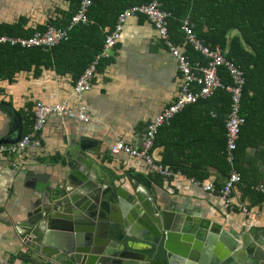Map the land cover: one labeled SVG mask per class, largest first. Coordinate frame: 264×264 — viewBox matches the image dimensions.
Masks as SVG:
<instances>
[{
	"label": "crops",
	"instance_id": "obj_1",
	"mask_svg": "<svg viewBox=\"0 0 264 264\" xmlns=\"http://www.w3.org/2000/svg\"><path fill=\"white\" fill-rule=\"evenodd\" d=\"M72 1L0 0V35H7L5 31L10 29L24 33L47 25L62 27L67 12L73 9ZM112 28L102 26L97 35L105 38ZM63 42L66 45L56 46L48 65L33 55L27 62L16 58L10 67L0 66V134L16 130L21 136L28 134L36 102L66 104L73 111L83 106L91 117V122L84 123L51 114L35 144L19 153L0 154V264H24L18 256L25 250L19 234L35 185L74 179L78 172L71 165V157H78L81 144L87 155L109 165L115 173L122 171L121 177L130 190L141 185L161 201L162 207L218 221L245 232L253 243L254 238H264V195L254 188L264 183V140L244 151L237 170L241 182L232 193V208L218 193L205 191L190 181L193 178L219 188L228 175L227 169L222 171L214 164L223 148L227 119L215 117L214 106L190 104L159 128L152 154L162 164L181 168L183 172L176 177L153 173L138 158L111 153L116 142L139 149L148 124L175 100L180 88L176 60L146 17L129 18L105 57H97L100 50L89 61L92 44L71 38L70 34ZM174 43L185 49L188 44L183 32L182 39ZM7 59L0 56V63L7 64ZM93 61L96 65L90 88L82 94L74 93L76 78ZM111 161L120 169L109 164ZM242 208H247V215Z\"/></svg>",
	"mask_w": 264,
	"mask_h": 264
},
{
	"label": "water",
	"instance_id": "obj_2",
	"mask_svg": "<svg viewBox=\"0 0 264 264\" xmlns=\"http://www.w3.org/2000/svg\"><path fill=\"white\" fill-rule=\"evenodd\" d=\"M235 36L250 52L237 28L229 41ZM1 133L0 144L21 136ZM79 148L71 157L74 179L35 185L19 234L21 253L33 264H264V238L253 243L218 221L162 207L141 185L130 190L122 171Z\"/></svg>",
	"mask_w": 264,
	"mask_h": 264
},
{
	"label": "built area",
	"instance_id": "obj_3",
	"mask_svg": "<svg viewBox=\"0 0 264 264\" xmlns=\"http://www.w3.org/2000/svg\"><path fill=\"white\" fill-rule=\"evenodd\" d=\"M92 0H79L78 6L71 15L68 23L62 27L47 26L44 31H34L28 37L0 35V44L17 46L23 49L41 48L49 50L69 37L70 31L78 25H88L91 23L89 18V9ZM137 15H142L155 28L160 40L168 48L171 56L176 60L180 73V88L175 100L165 107L148 124L145 132V139L142 146L133 148L131 145L123 142H116L111 146V153H122L127 156L142 160L147 168L163 177H176L180 175L179 171H174L158 161L152 154V148L159 128L164 124H169L172 118L184 110L188 105L194 104L199 100L211 97L214 92L223 88L230 95V109L225 122V155L229 166L227 178L219 188L212 183L196 181L193 178L190 181L200 185L203 190L212 193H218L224 202L233 207L232 193L237 184L241 182V175L234 164V151L236 150L237 140L241 126L245 123L244 116L241 114V98L244 86L243 71L231 60L224 56L223 50L215 46L213 48L204 44L193 32V25L189 19H184L180 27L184 34L186 43L193 51L199 53L206 59V64L201 66L199 63H193L182 51L180 46L176 45L169 35V19L171 13L163 10L157 0L149 3L132 5L122 10L118 16L113 28L105 35L101 52L98 58L107 56L106 51L111 49L121 36L125 22ZM96 61H93L75 80L74 93L82 94L90 88V82L95 71ZM223 68L231 83L222 85L218 76V70ZM51 114H60L80 122H91V117L86 112L85 107L81 106L77 110H70L66 104L48 105L42 102H36L34 107V119L31 131L20 137L13 144H0V154L11 155L19 153L29 146L35 144L38 132L42 129L46 119ZM259 193L264 195V183H259L255 187ZM244 214H248L247 208H242Z\"/></svg>",
	"mask_w": 264,
	"mask_h": 264
},
{
	"label": "trees",
	"instance_id": "obj_4",
	"mask_svg": "<svg viewBox=\"0 0 264 264\" xmlns=\"http://www.w3.org/2000/svg\"><path fill=\"white\" fill-rule=\"evenodd\" d=\"M152 0H92L89 9V17L93 24L78 25L70 32L71 38H81L91 43L94 49L89 54V61L101 50L104 37L97 33L102 26H114L117 15L127 7L137 4L149 3ZM163 10L169 11V35L173 42L182 39L181 25L184 19L188 18L194 25L193 32L205 45L213 48L220 47L224 56L238 66L244 74V86L241 98V114L245 123L241 126L239 138L234 151V163L237 170H240L239 163L244 155L245 149L250 145L264 140V0H157ZM79 0H73V9L67 12L61 26H65L71 15L74 13ZM48 26V25H47ZM37 31H44L45 28ZM53 26V25H52ZM237 28L240 30L250 52L243 49L239 38L228 39L229 32ZM32 32H17L14 30L5 31L10 36L28 37ZM1 34V32H0ZM94 42V43H92ZM66 43L57 45L62 47ZM56 46L50 50L41 48L22 49L17 46L0 44V56L8 57L5 69L15 64L16 58L31 59L36 56L46 65L54 55ZM182 51L188 56L191 62H197L201 66L206 64V59L199 53L192 50L188 45ZM31 61V60H30ZM85 68V66H83ZM10 70V69H9ZM3 72V69L2 71ZM218 76L222 85L231 83L227 72L220 68ZM199 103H206L215 107V117L219 115L227 117L230 108V95L223 88L217 89L214 94ZM226 120V118H225ZM217 162L214 163L220 170L229 172L225 155V138L221 152L218 151ZM174 171L182 173V169L171 163H163ZM189 175V174H188ZM24 264H33L22 253L18 255Z\"/></svg>",
	"mask_w": 264,
	"mask_h": 264
}]
</instances>
